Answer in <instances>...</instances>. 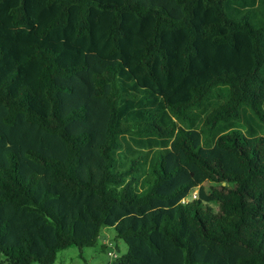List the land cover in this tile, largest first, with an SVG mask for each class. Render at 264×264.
Here are the masks:
<instances>
[{
	"label": "trees",
	"instance_id": "trees-1",
	"mask_svg": "<svg viewBox=\"0 0 264 264\" xmlns=\"http://www.w3.org/2000/svg\"><path fill=\"white\" fill-rule=\"evenodd\" d=\"M104 226L113 264H264V0H0V264Z\"/></svg>",
	"mask_w": 264,
	"mask_h": 264
},
{
	"label": "rangeland",
	"instance_id": "rangeland-1",
	"mask_svg": "<svg viewBox=\"0 0 264 264\" xmlns=\"http://www.w3.org/2000/svg\"><path fill=\"white\" fill-rule=\"evenodd\" d=\"M209 185L207 182L204 183L206 189H208ZM193 192L197 195L196 190ZM187 197L190 199L191 193ZM209 206H211L213 211L217 209L215 204L209 203ZM127 249L126 243L116 237L114 228L104 226L93 246L81 249L75 246L64 248L58 251L53 264H113L115 258L125 254Z\"/></svg>",
	"mask_w": 264,
	"mask_h": 264
},
{
	"label": "built area",
	"instance_id": "built-area-1",
	"mask_svg": "<svg viewBox=\"0 0 264 264\" xmlns=\"http://www.w3.org/2000/svg\"><path fill=\"white\" fill-rule=\"evenodd\" d=\"M196 193L192 192L191 193V198L189 199L188 197L184 198L181 200V203L184 204V203H187L189 202L190 200H193V199H196Z\"/></svg>",
	"mask_w": 264,
	"mask_h": 264
}]
</instances>
